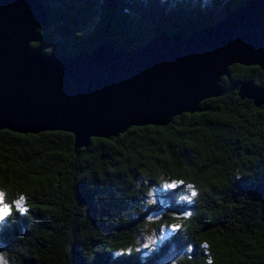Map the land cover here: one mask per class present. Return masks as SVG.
<instances>
[{
	"label": "trees",
	"instance_id": "16d2710c",
	"mask_svg": "<svg viewBox=\"0 0 264 264\" xmlns=\"http://www.w3.org/2000/svg\"><path fill=\"white\" fill-rule=\"evenodd\" d=\"M248 1L41 0L48 21L30 44L52 56L104 41L134 49L153 35L213 25ZM228 73L201 109L90 136L74 154L68 131L0 128V192L11 207L0 256L8 264H264V102L237 92L246 80L263 85L264 66L231 63Z\"/></svg>",
	"mask_w": 264,
	"mask_h": 264
},
{
	"label": "water",
	"instance_id": "95a60500",
	"mask_svg": "<svg viewBox=\"0 0 264 264\" xmlns=\"http://www.w3.org/2000/svg\"><path fill=\"white\" fill-rule=\"evenodd\" d=\"M47 21L41 0H0V128L68 131L72 154L90 136L201 109L200 99L222 93L218 81L231 63L264 66V0H249L188 35H153L119 51L104 41L73 56L31 46ZM237 92L264 102V84L246 80Z\"/></svg>",
	"mask_w": 264,
	"mask_h": 264
},
{
	"label": "snow or ice",
	"instance_id": "6c2138e0",
	"mask_svg": "<svg viewBox=\"0 0 264 264\" xmlns=\"http://www.w3.org/2000/svg\"><path fill=\"white\" fill-rule=\"evenodd\" d=\"M176 184L168 185V187H176ZM188 188L191 190V197H195L197 195L196 191L192 189L191 185H188ZM190 199V197H188ZM16 209L20 213H26L28 210L24 207V199L23 197L16 202ZM11 214V207L4 203V193L0 192V222L5 221V219ZM179 225L173 226V231L178 230ZM145 247H149V245H145Z\"/></svg>",
	"mask_w": 264,
	"mask_h": 264
},
{
	"label": "rangeland",
	"instance_id": "374dc122",
	"mask_svg": "<svg viewBox=\"0 0 264 264\" xmlns=\"http://www.w3.org/2000/svg\"><path fill=\"white\" fill-rule=\"evenodd\" d=\"M208 10H213L212 12L216 13V12L219 10V6H218V7H214V6L212 5V7H208ZM142 242H143V241H142ZM0 257H2V256H0ZM2 261H3V262H6V259H4V258L2 257ZM6 264H8V263L6 262Z\"/></svg>",
	"mask_w": 264,
	"mask_h": 264
},
{
	"label": "clouds",
	"instance_id": "9594fccd",
	"mask_svg": "<svg viewBox=\"0 0 264 264\" xmlns=\"http://www.w3.org/2000/svg\"><path fill=\"white\" fill-rule=\"evenodd\" d=\"M0 264H6V262L2 261V257H0Z\"/></svg>",
	"mask_w": 264,
	"mask_h": 264
}]
</instances>
